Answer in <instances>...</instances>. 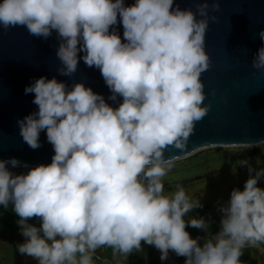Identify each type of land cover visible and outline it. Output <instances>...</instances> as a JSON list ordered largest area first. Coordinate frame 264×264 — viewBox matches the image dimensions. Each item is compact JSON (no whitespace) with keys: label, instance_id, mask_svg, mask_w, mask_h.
<instances>
[{"label":"clouds","instance_id":"obj_1","mask_svg":"<svg viewBox=\"0 0 264 264\" xmlns=\"http://www.w3.org/2000/svg\"><path fill=\"white\" fill-rule=\"evenodd\" d=\"M222 2L202 0L195 12L173 7L174 0H135L130 6L124 0L0 2V28L24 27L44 39L55 31L58 73L73 76L82 58L99 69L108 99L122 98L113 107L83 82L69 89L55 77L26 86L38 111L18 121L20 135L35 150L46 130L54 155L50 164L22 174L6 167L19 166L18 159H0V205L11 203L19 217L25 238L16 245L20 254L38 264H93L102 247L129 255L143 241L161 252V260L171 250L186 257L185 264H242L243 249L264 244V188L257 186L264 169L248 166L243 191H231L220 208V230L202 246L186 225L207 229V222L184 219L202 207L200 200L180 183L171 192L164 188L176 160L165 158V151L185 149L210 108L201 76L211 66L205 50L209 22L218 21L209 8L218 12ZM259 36L264 40V30ZM251 65L264 71V47ZM32 218L41 221L39 228L28 223Z\"/></svg>","mask_w":264,"mask_h":264},{"label":"water","instance_id":"obj_2","mask_svg":"<svg viewBox=\"0 0 264 264\" xmlns=\"http://www.w3.org/2000/svg\"><path fill=\"white\" fill-rule=\"evenodd\" d=\"M2 2V0H0ZM202 0H174L183 9L196 11ZM125 6L135 0H124ZM211 4V0H210ZM209 15L205 50L211 61L210 68L201 76L205 84V104L208 114L195 125V131L185 149L170 148L165 158L184 159L208 148L245 147L264 141V71L252 67V60L264 40L259 32L264 30V0H223L220 11ZM197 15V19H200ZM119 20V17H118ZM123 40V26H114ZM59 45L53 31L48 39L31 36L24 27L8 30L0 28V159H18L21 164L12 171H28L40 164H50L54 155L47 141L46 130L41 131V147L30 148L20 135L18 121L38 111L33 103L35 94L25 93L35 79L55 77L67 84L83 82L86 87L104 96L106 102L118 107L122 98L111 101V92L99 69L88 67L81 58L76 73L69 77L58 73L61 63L56 56ZM80 57L83 53H78ZM174 161V162H175ZM29 167L24 168L23 164Z\"/></svg>","mask_w":264,"mask_h":264},{"label":"rangeland","instance_id":"obj_3","mask_svg":"<svg viewBox=\"0 0 264 264\" xmlns=\"http://www.w3.org/2000/svg\"><path fill=\"white\" fill-rule=\"evenodd\" d=\"M243 160L248 164L241 165L239 162ZM249 165L257 171L264 169V143L245 147L204 149L175 161L172 170L163 178L164 188L166 193L171 192L175 190V185L180 183L192 199L200 200L202 207L192 209L184 219L204 218L208 224L207 229H210L211 224L220 225L222 217L220 208L229 201L231 191L234 188L243 191L244 184L249 178ZM257 186L264 188V177L258 181ZM30 224L39 228L41 221ZM13 233V236H17L14 245L11 242ZM209 235L210 233L198 234L196 238ZM24 240L18 224H15L13 229L0 226V264H38V261L32 257L19 253L16 245L23 243ZM257 249L259 252L263 251L261 245ZM126 256L121 254V258ZM156 258L146 260L145 264H154ZM115 263L122 264L117 255H115Z\"/></svg>","mask_w":264,"mask_h":264},{"label":"trees","instance_id":"obj_4","mask_svg":"<svg viewBox=\"0 0 264 264\" xmlns=\"http://www.w3.org/2000/svg\"><path fill=\"white\" fill-rule=\"evenodd\" d=\"M14 174H22L20 172L11 171ZM13 205L10 203L7 208H4L2 205H0V226L6 227L9 229H13L15 224H18L17 221L19 220V217L16 215V213L13 210ZM37 218H32L28 221L34 222L38 221ZM188 221L187 219H185ZM220 230V225L218 224H211L210 229H193L190 225H186V231L189 233L190 237L193 239H196V236L198 234H205L210 233L209 236L214 235ZM206 236V237H209ZM201 237V239L198 241V243L201 244V246L204 243V238ZM261 247L263 248L262 252H259L257 247H246L243 249V254L240 257V260L242 261V264H264V244H261ZM100 251V258H95L93 256V264H116L115 263V255H117L120 258V261L122 264H145V261L157 257L154 264H185L186 257L177 256L173 251H169L170 257L166 260H161V252L156 249L154 246L148 245L142 241V246L139 251L134 250L132 253L127 255L124 258H121V254L113 253V250L108 247H102L99 249Z\"/></svg>","mask_w":264,"mask_h":264},{"label":"crops","instance_id":"obj_5","mask_svg":"<svg viewBox=\"0 0 264 264\" xmlns=\"http://www.w3.org/2000/svg\"><path fill=\"white\" fill-rule=\"evenodd\" d=\"M15 233V232H14ZM14 233L13 234H11V242H12V245H14V242L17 240L16 238H17V236H13L14 235ZM4 238H5V236H4ZM3 241H4V239H3Z\"/></svg>","mask_w":264,"mask_h":264},{"label":"built area","instance_id":"obj_6","mask_svg":"<svg viewBox=\"0 0 264 264\" xmlns=\"http://www.w3.org/2000/svg\"><path fill=\"white\" fill-rule=\"evenodd\" d=\"M94 257H95V258H100V251H99V249H98L97 252L95 253Z\"/></svg>","mask_w":264,"mask_h":264}]
</instances>
